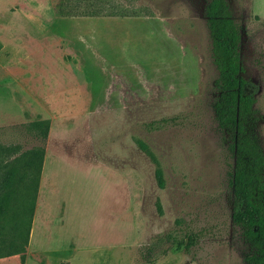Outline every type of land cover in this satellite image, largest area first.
<instances>
[{
    "label": "rangeland",
    "instance_id": "rangeland-1",
    "mask_svg": "<svg viewBox=\"0 0 264 264\" xmlns=\"http://www.w3.org/2000/svg\"><path fill=\"white\" fill-rule=\"evenodd\" d=\"M205 1L0 0V174L46 150L43 196L32 179L8 198L0 237L18 209L17 237L29 229L0 264H245ZM226 1L264 152V0Z\"/></svg>",
    "mask_w": 264,
    "mask_h": 264
},
{
    "label": "trees",
    "instance_id": "trees-1",
    "mask_svg": "<svg viewBox=\"0 0 264 264\" xmlns=\"http://www.w3.org/2000/svg\"><path fill=\"white\" fill-rule=\"evenodd\" d=\"M203 14L210 39L211 60L216 69L214 84L217 94L212 102L213 117L219 132L225 138L231 160L227 171V183L231 192L230 219L247 245L245 264H264V152L259 141L258 117L254 109L256 85L241 75L240 32L227 1L206 0ZM29 126L38 131L40 140L44 141L48 120H34ZM136 142L142 150L149 153L144 143L140 140ZM43 153V144L31 147L14 157L15 163L0 174V219L5 215L11 194L22 187L30 190L32 179L35 195ZM32 168L36 170L35 177L28 175ZM154 177L161 187L162 173L158 167L154 168ZM156 209L161 211L158 202ZM18 213L19 209L11 216V237L6 241L3 236L0 237V245L6 246L0 256L24 250L23 246L17 245V241L22 238L26 244L29 226L24 228L21 237H17ZM191 242V237L182 238L176 246L187 247Z\"/></svg>",
    "mask_w": 264,
    "mask_h": 264
},
{
    "label": "crops",
    "instance_id": "crops-1",
    "mask_svg": "<svg viewBox=\"0 0 264 264\" xmlns=\"http://www.w3.org/2000/svg\"><path fill=\"white\" fill-rule=\"evenodd\" d=\"M63 147V146H62ZM63 149H61L62 151ZM46 157V150L44 149V153H43V158H42V163L40 166V174H39V180H38V184H37V192H36V196L39 198L40 195L43 196V184H42V179H43V167H44V158ZM42 199V198H41ZM38 203L35 204V209L37 208ZM37 210V209H36Z\"/></svg>",
    "mask_w": 264,
    "mask_h": 264
}]
</instances>
